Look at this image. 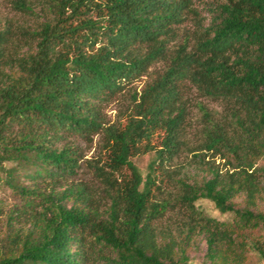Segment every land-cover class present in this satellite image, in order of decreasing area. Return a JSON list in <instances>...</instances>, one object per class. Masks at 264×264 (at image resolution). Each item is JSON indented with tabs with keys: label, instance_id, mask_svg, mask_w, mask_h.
Returning a JSON list of instances; mask_svg holds the SVG:
<instances>
[{
	"label": "trees",
	"instance_id": "trees-1",
	"mask_svg": "<svg viewBox=\"0 0 264 264\" xmlns=\"http://www.w3.org/2000/svg\"><path fill=\"white\" fill-rule=\"evenodd\" d=\"M8 4L36 20L0 18V186L19 201H0V264H188L198 239L209 264L264 261V0H215L207 19L194 0ZM192 91L221 108L197 102L193 134ZM148 153L143 176L132 159ZM183 153L201 179L169 168Z\"/></svg>",
	"mask_w": 264,
	"mask_h": 264
},
{
	"label": "rangeland",
	"instance_id": "rangeland-1",
	"mask_svg": "<svg viewBox=\"0 0 264 264\" xmlns=\"http://www.w3.org/2000/svg\"><path fill=\"white\" fill-rule=\"evenodd\" d=\"M215 0H194V7L200 12V14L207 19L206 16V7L208 3H212ZM0 18L4 20H12L15 23H18L23 26H31L33 25L34 21L36 18L34 16L30 15H23V14H18L14 13L10 10L8 0H0ZM188 29H192V22L189 20L187 22ZM161 65L157 64L153 66L148 74L146 76H143L139 80L135 81L131 87H130V92H137L140 93L142 88L145 86L146 83H148L153 77L154 73H157L160 71ZM128 92H125L123 96L117 97L115 100H113L111 103H109L105 109V114L107 117V121L111 124L114 123L117 119L122 118V115L124 114L125 108L129 105L130 103V94ZM197 102H201L203 105H205L209 110L211 111H220L221 108L217 103L211 102L209 100L199 98L195 92H190V123L194 127L192 129V134L195 132L194 129H197L199 126L198 122L200 119V113L195 106ZM191 135L190 137H192ZM100 137L96 136L94 137L92 143L86 144L83 142H79L78 144L80 145L82 149V154H83V161L84 160H91L97 157L98 155V143H99ZM195 139H191V145H195ZM191 153H183L179 158H177L171 165L170 169H175L180 171L181 175L183 173L188 176L192 177L194 179H201V177L204 174H201V172L194 167H188L189 163L191 162ZM153 159V154L148 153L145 155H141L138 157H135L132 159V162L135 164V166L140 170L143 176L146 175L147 173V167L150 161ZM219 161H217V164ZM258 166H264V158H262L258 164ZM87 171L83 170L81 172L79 178L86 179L88 175L86 174ZM0 201L5 207L6 210L12 208L14 205H18L19 201L16 198L14 194L11 193V191L5 187L0 186ZM235 202L239 206H243V197H239L235 200ZM196 205L200 210L204 212L205 215L215 218L219 221H228L231 219V216L229 214H221L219 211H217L212 203H210L207 200H199L197 201ZM256 212H261L264 214V198L262 200H259L257 203L256 208L254 209ZM206 251V245L202 239H198L196 241V246L193 247L189 253V262L188 264H209L205 258L204 254ZM249 261L251 264H264V261H261L257 258V256L252 253L249 256Z\"/></svg>",
	"mask_w": 264,
	"mask_h": 264
}]
</instances>
